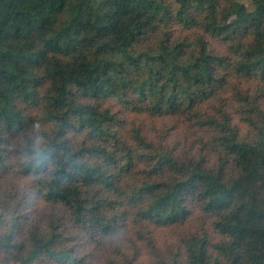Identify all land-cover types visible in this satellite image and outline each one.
<instances>
[{
	"label": "trees",
	"instance_id": "obj_1",
	"mask_svg": "<svg viewBox=\"0 0 264 264\" xmlns=\"http://www.w3.org/2000/svg\"><path fill=\"white\" fill-rule=\"evenodd\" d=\"M249 1L252 10L241 0H0V182L29 176L62 208L32 223L25 191L2 193L8 264H90L95 251L139 264L136 242L150 264H264V0ZM256 80L261 91L243 87ZM108 100L181 119L195 141L127 132ZM29 105L63 149L50 175L20 162L23 143L12 162L14 138L38 119ZM196 210L214 236L184 231L158 251L152 229L183 226Z\"/></svg>",
	"mask_w": 264,
	"mask_h": 264
},
{
	"label": "rangeland",
	"instance_id": "obj_2",
	"mask_svg": "<svg viewBox=\"0 0 264 264\" xmlns=\"http://www.w3.org/2000/svg\"><path fill=\"white\" fill-rule=\"evenodd\" d=\"M171 2V0H168ZM244 2L246 6L252 10L253 4L249 0H241ZM177 32L180 35H184L179 28ZM210 40L211 47L216 50L219 54L224 55L226 57L231 56L230 46L222 43L220 40L216 38H211L208 36ZM236 83V81H235ZM243 87L247 89H252L253 92H259L263 89L261 85L259 86L258 81H244ZM233 87L229 88V92L226 96L229 97V102H236V96ZM230 94V95H228ZM231 96V97H230ZM227 99V98H226ZM262 104L264 105V99H262ZM106 107H110L113 112H116V115L122 120L125 121V127L127 132L132 131L135 126L142 128L146 134L150 137L158 136L161 134L165 136L167 142H171L173 144L179 143L182 147L188 148L190 147L195 138L193 137V132L188 131L186 129V124L181 119L175 117H152L149 114L134 112L132 109H125L121 104L117 101L108 100L104 102ZM37 108H33L30 105L24 107L27 115H31L32 118L38 119L35 120L33 126L35 127L38 123L42 128H44L49 134L52 130V125L48 124L44 120V111L42 107L36 106ZM236 123L241 129L242 134L246 133V127L242 126V124L236 120ZM170 129V130H168ZM31 129L28 130L26 136L30 132ZM167 130L169 134H167ZM24 137H19V139L14 138L13 146L10 148L13 158L12 162H16L18 159L16 156H19L17 148L19 147V143H23ZM20 148V147H19ZM18 148V149H19ZM12 188H18L20 190L25 191L27 196V207L24 212H26L30 216V221L32 223H41L48 224L47 221L50 218V214L53 212L60 213L62 208L51 204L46 201L41 195L37 194L34 190V180L22 174H18L15 171H11L5 178L0 182V196L4 191H9ZM206 232L210 235L214 236L213 229L211 226V221L203 218L202 214L196 210L193 213V216L189 219L188 223L180 227L174 228H153L152 234L154 238L155 247L157 250L163 252L167 249H171L172 247L178 246L179 236L182 232ZM215 239L217 236L215 235ZM134 240V237H132ZM137 246L140 248V258L139 264H150L151 259L150 256L147 255V247L144 243L136 242ZM95 257L92 263L90 264H108L107 263V253L106 251H95ZM0 264H8V261L4 259V257L0 254Z\"/></svg>",
	"mask_w": 264,
	"mask_h": 264
},
{
	"label": "clouds",
	"instance_id": "obj_3",
	"mask_svg": "<svg viewBox=\"0 0 264 264\" xmlns=\"http://www.w3.org/2000/svg\"><path fill=\"white\" fill-rule=\"evenodd\" d=\"M62 148L50 140V134L38 123L23 141L20 162L37 176L53 174L59 166Z\"/></svg>",
	"mask_w": 264,
	"mask_h": 264
}]
</instances>
